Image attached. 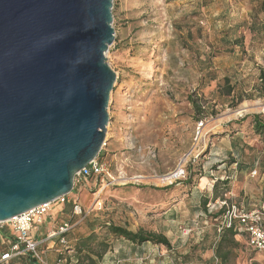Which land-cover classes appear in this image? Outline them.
Instances as JSON below:
<instances>
[{
	"label": "rangeland",
	"instance_id": "obj_1",
	"mask_svg": "<svg viewBox=\"0 0 264 264\" xmlns=\"http://www.w3.org/2000/svg\"><path fill=\"white\" fill-rule=\"evenodd\" d=\"M263 3L114 0L107 61L117 81L98 156L103 171L76 176L69 202L78 201L83 215L66 204L70 211L57 218L56 208L66 206L51 205L47 216L72 226L65 243L47 239L55 233L43 227L47 216L34 231L49 264L68 263L75 241L90 235V219L98 220L97 233L111 222L172 243L134 246L110 237L103 264H264L245 236L237 248L224 247L229 261L217 258L223 223L208 212L222 201L247 212L264 206V136L253 123L254 115L264 121ZM178 168L186 176L170 179Z\"/></svg>",
	"mask_w": 264,
	"mask_h": 264
},
{
	"label": "water",
	"instance_id": "obj_2",
	"mask_svg": "<svg viewBox=\"0 0 264 264\" xmlns=\"http://www.w3.org/2000/svg\"><path fill=\"white\" fill-rule=\"evenodd\" d=\"M114 0H0V223L71 195L117 81Z\"/></svg>",
	"mask_w": 264,
	"mask_h": 264
},
{
	"label": "built area",
	"instance_id": "obj_3",
	"mask_svg": "<svg viewBox=\"0 0 264 264\" xmlns=\"http://www.w3.org/2000/svg\"><path fill=\"white\" fill-rule=\"evenodd\" d=\"M199 125L201 128L203 124L201 123ZM89 170L94 173L103 171V165L98 158L78 175L83 174L86 176ZM183 176H186L184 170L178 168L171 174L170 179H178ZM69 196L61 197L56 201L65 204L69 201ZM52 204L40 205L37 208L25 212L23 215L8 220L6 223H0V237L4 239V243L8 245L7 250L0 252V264H11V260L25 256H29L36 264H49L40 250L42 241L35 240L31 236V233L43 222L45 216L50 212ZM219 204L228 207L222 220L223 225L219 232L224 228H232L235 221L241 222L242 227L239 229V233H244L246 235L250 248L264 255V206L254 209L252 212H247L239 206L228 205L226 201H222ZM72 210L75 215L80 216L84 214V210L78 201H73ZM4 226L9 228L8 232L3 231ZM71 229L72 226L70 223H63L56 231H52L55 233L49 234L47 239H52L58 235L61 237L60 242L65 243L62 235ZM10 234H14V236H10ZM5 235H8V238H5Z\"/></svg>",
	"mask_w": 264,
	"mask_h": 264
},
{
	"label": "trees",
	"instance_id": "obj_4",
	"mask_svg": "<svg viewBox=\"0 0 264 264\" xmlns=\"http://www.w3.org/2000/svg\"><path fill=\"white\" fill-rule=\"evenodd\" d=\"M264 6V3L262 4ZM194 105L196 108L199 110L203 109V105L199 106L196 105L194 102ZM202 120V119H201ZM253 123L254 124V129L257 132L258 135L264 136V121H262L260 115H254L253 117ZM234 164L238 163L233 162ZM239 165V163L237 164ZM208 178V176H203ZM192 176L190 177V181L192 182ZM206 180V179H204ZM216 189V186L213 187V190ZM216 191V190H215ZM218 196H215L217 198ZM205 204V203H204ZM208 212L212 213L216 211L218 214V218L222 221L228 207L220 205L219 203H214L210 204L208 206ZM71 210H72V205H71ZM91 220V219H90ZM88 220V226L91 228L90 229V235L86 237H80L75 241V246H74V254L71 257H67V264H103L105 260V256L107 253L111 250L112 245L111 242L109 241L110 237H114L119 240H125L133 244L134 246H142L148 243L154 244V245H162L167 247L168 249H172V243L171 240L167 238L166 235L162 233H154V232H149L144 229H139V231L135 232L130 230L128 227H122L115 225L113 223L109 224H103V228L101 231L104 230L103 232L97 233L96 231L97 226H95V223H98V220L95 219L93 222ZM242 227L241 222L235 221L234 225L232 228H224L221 230V232L218 231V239L219 242L217 246L215 247V253L217 258H221L223 261H229L230 260V254H231V249L224 250V247H232V248H237L239 246V242H237V238L240 236H245L244 233H239V229ZM220 230V229H219ZM67 236V233L62 235V238L65 240ZM61 240V237L60 239ZM64 257H60V260L63 259ZM36 264V263H35Z\"/></svg>",
	"mask_w": 264,
	"mask_h": 264
},
{
	"label": "crops",
	"instance_id": "obj_5",
	"mask_svg": "<svg viewBox=\"0 0 264 264\" xmlns=\"http://www.w3.org/2000/svg\"><path fill=\"white\" fill-rule=\"evenodd\" d=\"M204 179H206L207 181H209L208 180V178H206V177H204ZM204 179H202V181H204ZM66 204H70V202L68 201L67 203H65V204H63V205H65L66 206ZM70 207H71V204H70ZM64 210V211H63ZM70 210L67 208V206L65 207V209H61L60 208V210H59V208H56V210H55V213L56 214H58L57 215V218H60L61 217V215H62V213L61 212H69ZM51 216H47L46 217V220H45V225L43 224V227H45V230L47 231V232H52V231H54L55 229H57V228H59V226H61L63 223H61V222H59L58 221V219H55L56 218V216H54L55 214L54 213H52V214H50ZM43 223H44V221H43ZM60 224V225H59ZM58 225V227H55V226H57ZM39 227V226H38ZM37 227V228H38ZM1 236V235H0ZM10 236H14V234H10ZM31 236L35 239V240H38L37 239V236H36V233H31ZM5 238H8V235H5L4 236ZM5 241H4V239H1V237H0V252L1 251H3V250H7L8 249V245H6L5 243H4ZM16 260H26V262H28L29 264H35L36 262L34 261V260H31V258L29 257V256H25V257H18V258H15V259H13V260H11L12 262H11V264H13Z\"/></svg>",
	"mask_w": 264,
	"mask_h": 264
}]
</instances>
